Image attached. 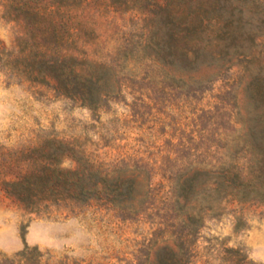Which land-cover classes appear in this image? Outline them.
<instances>
[{
	"label": "rangeland",
	"instance_id": "1",
	"mask_svg": "<svg viewBox=\"0 0 264 264\" xmlns=\"http://www.w3.org/2000/svg\"><path fill=\"white\" fill-rule=\"evenodd\" d=\"M151 3L0 0V262L30 246L52 264H157L169 233L177 239L183 230L175 220L178 213L160 201L153 212L164 216L162 225L152 210L126 219L100 202L33 211L5 191L6 182L50 163L61 142L66 145L62 167H75L82 157L103 171L151 176L152 192L163 200L171 196L170 179L190 161L187 157L204 147L203 137L231 130L212 123L224 124L227 116L201 118L223 106L218 101L233 104L226 78L200 92L195 80L210 75L211 68L169 67L165 77L138 56L151 38V23L139 11L155 9ZM38 11L45 14L42 19ZM58 56L113 66L122 92L99 109L66 96L41 68ZM248 80L238 88L241 104L247 102ZM188 250V264H264V205L223 203L205 218Z\"/></svg>",
	"mask_w": 264,
	"mask_h": 264
},
{
	"label": "trees",
	"instance_id": "2",
	"mask_svg": "<svg viewBox=\"0 0 264 264\" xmlns=\"http://www.w3.org/2000/svg\"><path fill=\"white\" fill-rule=\"evenodd\" d=\"M149 8L158 10L138 9L143 20L151 23V38L138 48V56L165 77L170 75L169 67L211 68L210 75L195 80L200 92L226 78L233 104L218 101L223 106L205 111L201 118L227 116L224 124L212 123L229 125L231 130L203 137L204 147L187 157L190 161L170 179L171 196L163 200L153 194L151 176L141 177L135 171L128 175L124 169L103 171L82 157L75 167H62L66 145L61 142L50 163L6 182L5 191L33 211L51 204L100 202L126 219L152 210L150 214L161 218L162 225L164 216L153 212L158 211L160 201L169 212L178 213L175 220L183 230L177 232V239L169 233L156 254L157 264H188V245L194 233L223 203L264 205V0H152ZM37 14L40 19L45 16L40 11ZM41 68L48 70L57 90L68 97L78 96L91 109L101 108L123 90L120 72L111 65L58 56ZM233 71L237 78L228 75ZM245 78H249L244 88L247 102L241 104L238 88ZM174 82L186 84L184 79ZM45 256L38 247L25 246L12 256L4 255L0 264H52Z\"/></svg>",
	"mask_w": 264,
	"mask_h": 264
}]
</instances>
